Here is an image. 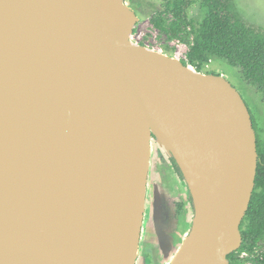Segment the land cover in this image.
Instances as JSON below:
<instances>
[{
	"label": "water",
	"instance_id": "1",
	"mask_svg": "<svg viewBox=\"0 0 264 264\" xmlns=\"http://www.w3.org/2000/svg\"><path fill=\"white\" fill-rule=\"evenodd\" d=\"M139 20L125 0H0V264H136L153 138L194 206L169 264H230L241 247L249 108L224 76L134 45ZM109 164L112 193L96 177ZM73 215L102 224L78 231Z\"/></svg>",
	"mask_w": 264,
	"mask_h": 264
},
{
	"label": "rangeland",
	"instance_id": "2",
	"mask_svg": "<svg viewBox=\"0 0 264 264\" xmlns=\"http://www.w3.org/2000/svg\"><path fill=\"white\" fill-rule=\"evenodd\" d=\"M234 1L236 9L245 20L264 30V0ZM164 2L165 0H127L126 4L140 18L133 28L130 40L134 45L144 46L188 62L189 42L183 39L191 41L190 25L185 27L181 38H170L154 25L153 18L159 12H163ZM187 13L188 19H192L195 24L201 21L205 15L201 0H194ZM172 19L169 13L161 15L162 24ZM188 65L196 72L218 74L227 78L242 95L251 113L254 128L264 139L262 94L254 85L242 78L237 67L220 58L212 59L202 68H198L194 63ZM151 148L143 232L136 264H169L191 230L194 206L190 199L189 188L185 180L176 172L166 147L153 138ZM262 251H264V243L254 253L241 252L238 264H261L258 256Z\"/></svg>",
	"mask_w": 264,
	"mask_h": 264
},
{
	"label": "trees",
	"instance_id": "3",
	"mask_svg": "<svg viewBox=\"0 0 264 264\" xmlns=\"http://www.w3.org/2000/svg\"><path fill=\"white\" fill-rule=\"evenodd\" d=\"M127 2V0H125ZM194 0H165L163 12L153 18L154 25L169 35L181 38V33L190 25L191 41L187 53L188 62L198 68L205 67L214 58L227 61L239 69L242 78L254 85L262 94L264 102V30L245 20L236 9L234 0H201L205 15L197 24L188 19V9ZM162 13L173 17L161 23ZM185 25V26H184ZM256 131L258 167L255 187L248 211L240 225L243 242L241 247L228 256L230 264H238L241 252L254 253L264 243V139ZM173 165L184 179L173 157ZM190 199L193 204L192 196ZM258 261L264 264V251Z\"/></svg>",
	"mask_w": 264,
	"mask_h": 264
},
{
	"label": "bare ground",
	"instance_id": "4",
	"mask_svg": "<svg viewBox=\"0 0 264 264\" xmlns=\"http://www.w3.org/2000/svg\"><path fill=\"white\" fill-rule=\"evenodd\" d=\"M106 149V152L108 150V146L104 145L103 146ZM117 172V167L113 164H109L106 165L105 167H103V169L101 170L100 174L96 175L97 177V181L98 183H100V185H103L101 189H103L102 191H109L110 193L114 192V190L116 189V185L115 184H111L109 182H105L104 180ZM96 201H100V196H98V191H91L90 194L87 196V198L84 199V201L82 202L83 206L86 205H93L96 203ZM71 223L73 225L72 228L78 231H84V230H88V229H97L98 227L101 226L102 224V220L101 218H96V217H91V218H87V219H83L80 220L77 218V216L73 215L72 219H71ZM121 251H119L118 249H110L109 250V255H117L120 254Z\"/></svg>",
	"mask_w": 264,
	"mask_h": 264
},
{
	"label": "flooded vegetation",
	"instance_id": "5",
	"mask_svg": "<svg viewBox=\"0 0 264 264\" xmlns=\"http://www.w3.org/2000/svg\"><path fill=\"white\" fill-rule=\"evenodd\" d=\"M175 168V167H174ZM176 170V169H175ZM177 172V171H176ZM179 175V174H178ZM142 232H143V230H142ZM142 237V236H141ZM141 242V241H140ZM140 247H141V244H140ZM140 250V249H139ZM139 254H140V251H139ZM139 256V255H138Z\"/></svg>",
	"mask_w": 264,
	"mask_h": 264
},
{
	"label": "built area",
	"instance_id": "6",
	"mask_svg": "<svg viewBox=\"0 0 264 264\" xmlns=\"http://www.w3.org/2000/svg\"><path fill=\"white\" fill-rule=\"evenodd\" d=\"M244 254H248V252H244Z\"/></svg>",
	"mask_w": 264,
	"mask_h": 264
}]
</instances>
